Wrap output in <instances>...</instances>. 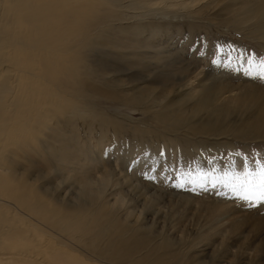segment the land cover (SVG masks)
<instances>
[{
	"label": "bare ground",
	"instance_id": "6f19581e",
	"mask_svg": "<svg viewBox=\"0 0 264 264\" xmlns=\"http://www.w3.org/2000/svg\"><path fill=\"white\" fill-rule=\"evenodd\" d=\"M13 1L0 0V30L10 29V17L15 12L28 10L35 22L27 28L29 39H0V55L4 57L0 59V264L77 263L80 253L74 254L68 245L80 251L91 248L94 253L100 249L102 258L89 256L106 264H264V231L247 237L251 228L245 225L250 220L262 222L263 216L222 200L165 194L110 166L90 168L94 160L89 158L88 138L96 144H108L118 143L124 135L116 134L108 119L93 110L88 115L66 110L61 120L53 110L57 105H50L56 81L60 91L54 92L68 90L88 98V85L70 87L72 76L66 78L65 67L58 60L65 51H69L67 61L87 57L91 37L94 40L101 30L127 27L122 29L121 38L129 43L117 41L115 47L107 44L114 63L128 60L124 54L137 57L146 50L142 43L152 32L147 22L133 23L146 18L233 19L241 31H257L264 39V0ZM7 37L16 41L8 42ZM20 44L26 50L31 44L32 49L27 50V69L18 74L14 50ZM192 71L195 77L180 85L182 91L176 98L144 92L134 100L157 102L169 131H189L194 137H210L197 126L215 131L225 124L227 131L239 136L264 128V89L245 86L236 99L243 97L241 104L246 110L239 111L237 105L222 97L228 79L212 74L200 78ZM37 76L50 88L38 93L34 88L28 91L20 87L19 81ZM28 81L32 80H24L23 85ZM123 82L104 79L102 87L121 86ZM27 99L33 100L30 105ZM254 105L259 109L253 124L240 121L243 116L252 118L248 113ZM230 114L234 121L226 124ZM100 124L113 135L98 133ZM117 157L125 159V155ZM47 233L56 237L48 238ZM55 248L63 254L61 261L53 260Z\"/></svg>",
	"mask_w": 264,
	"mask_h": 264
},
{
	"label": "rangeland",
	"instance_id": "374dc122",
	"mask_svg": "<svg viewBox=\"0 0 264 264\" xmlns=\"http://www.w3.org/2000/svg\"><path fill=\"white\" fill-rule=\"evenodd\" d=\"M13 2L18 4L19 1ZM9 9L11 10V7ZM153 9L156 11L157 8ZM99 16L97 15V18ZM102 18L106 19L105 15ZM10 20L12 22L10 29L0 30V39L4 36H12L16 39L23 36L29 39L27 28L30 27L31 22H35L33 14L28 10L15 12L12 13ZM146 22L152 35L144 40L142 45L146 50L138 54L137 57L124 54L129 57L128 60L116 63L109 58L108 45L115 47L117 41L129 43L128 40L121 38V35L124 34L122 29H127L125 26L101 30L94 36V40L89 35L91 41L87 57L83 56L74 60L70 57L67 61L65 57L69 51H65V54L60 56L58 62L64 65L66 78L72 76L68 85L78 89L79 84H86L89 93L88 98H83L78 92L73 95L68 90L54 92V90L60 91L57 89L59 86L56 85L58 83L56 81L53 84V92L50 94V105H57V108L53 109L58 113L56 116L62 120L66 110L83 115H88L93 110L108 119L110 128L113 126V131L116 134L120 133L121 137L124 135L122 138L125 142L120 138L121 142L120 140L118 143L115 141H109L108 144L100 142L101 145L88 138L87 145L92 151L89 158L96 162L95 164L92 161L93 164L90 165L92 169H97L98 166H110L118 173L125 174V177L165 194L206 201L222 200L221 202L231 206H239V209H243L245 212L264 217V204L248 207L244 202L237 200L228 188H223L221 183H217V178L222 177L225 171L243 172L245 166L251 171L257 162H264V128H258L255 131L248 130L245 136H239L227 131L225 124L221 128H215V131L205 126H197L200 131H206L210 137H194L189 131H169V127L162 122L160 106L157 102L134 100L136 95H142L144 92L176 98V93L180 94L182 91L180 85L187 84L189 78L195 77L196 74L192 75L193 69L198 72L200 78L212 74L228 79L227 92L223 93L222 97L237 105L239 111L246 110L244 103L241 104L244 101L243 97L240 96L239 99L236 97L247 85L264 89V82L254 75L246 74L247 64L243 60H235L237 55L235 52L232 53L231 64L228 60L222 64L213 63V60L217 58V46L223 48L224 51H228L229 46H232L259 61L264 58V39L257 31L252 33L246 30L241 31L233 19L226 20L212 16H203L202 18L164 16L146 18L133 23L143 24ZM19 23H22L26 28ZM7 40L8 42L16 41L8 37ZM67 43L69 45V40ZM31 49L32 45L29 44L27 50L31 52ZM27 50L24 44H20L14 50V56L17 53L15 69L18 74L28 67L27 61L30 57ZM3 58L0 55V59ZM67 69L68 71H66ZM117 69H120L121 73H117ZM113 78L123 80V85L112 88L102 87L104 79L110 82ZM24 80L32 81L23 85ZM24 80L19 81L23 90L30 91L31 88H34L38 93H43L44 89L50 88L47 81L39 76L36 78L27 77ZM40 83L44 85L41 86ZM127 85L129 86L126 88ZM32 101L27 99L26 102L30 105ZM258 109L254 105L248 113L252 115V118L248 119L247 116H243L240 121L253 124L254 114ZM42 113L44 114L45 110H42ZM229 117L226 124H232L234 121L233 114H230ZM199 119H203V117ZM239 126L242 127L244 124L239 123ZM97 130L98 133L103 132L107 136L113 135L106 131L107 126L103 124H100ZM195 144L198 146L193 148ZM124 147H132V149L129 152V150H124ZM236 153L240 155L237 156ZM117 155H125V159H119ZM214 183L216 187L213 186ZM178 184L183 186L176 187ZM226 198L230 203L226 202ZM245 225L251 228L247 237L261 235L264 231V220L258 223L250 220ZM51 237L56 236L48 234V238ZM52 242L54 243L55 240ZM262 242L264 245V240ZM67 247L75 251L76 255L80 253L77 263L73 264H106V261L102 263L89 256L102 258L104 254L100 249L94 253L90 251L91 248L80 251L70 245ZM55 253L58 256L57 258L55 256L53 260L61 261L60 258H63V254H60L61 251L55 248ZM86 257L88 258L86 259ZM64 258L66 259V257ZM167 261L169 262L168 259Z\"/></svg>",
	"mask_w": 264,
	"mask_h": 264
},
{
	"label": "snow or ice",
	"instance_id": "6c2138e0",
	"mask_svg": "<svg viewBox=\"0 0 264 264\" xmlns=\"http://www.w3.org/2000/svg\"><path fill=\"white\" fill-rule=\"evenodd\" d=\"M234 52L237 53L235 60L246 62V74L254 75L264 82V58L257 61L232 46H229L228 51H224L223 48L217 46V58L213 60V63L222 64L225 60H228L231 64L232 53ZM161 155H163V152H161ZM236 155L239 156L240 154L236 153ZM217 183H221L223 187L228 188L237 200L244 202L249 207L264 204V162H257L255 168L251 171L247 166H245L243 172L225 171L222 177L217 178ZM182 186V184L176 185V187ZM213 186L216 187V184L214 183Z\"/></svg>",
	"mask_w": 264,
	"mask_h": 264
}]
</instances>
